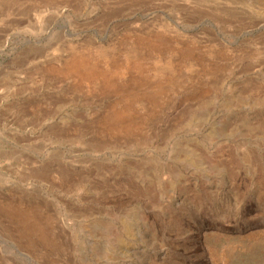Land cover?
<instances>
[{
	"label": "rangeland",
	"instance_id": "rangeland-1",
	"mask_svg": "<svg viewBox=\"0 0 264 264\" xmlns=\"http://www.w3.org/2000/svg\"><path fill=\"white\" fill-rule=\"evenodd\" d=\"M0 264H264V0H0Z\"/></svg>",
	"mask_w": 264,
	"mask_h": 264
}]
</instances>
